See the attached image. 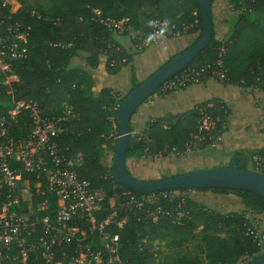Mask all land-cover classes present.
Here are the masks:
<instances>
[{"label": "trees", "instance_id": "obj_1", "mask_svg": "<svg viewBox=\"0 0 264 264\" xmlns=\"http://www.w3.org/2000/svg\"><path fill=\"white\" fill-rule=\"evenodd\" d=\"M231 1L236 19L232 22L230 33L222 41L213 35L210 45L189 68L204 70L202 74L210 77L208 66L217 60L218 46L225 44L226 80L223 82L264 90V0ZM95 9L100 10L104 18L129 20L144 37L157 19L181 31L187 26L186 31L199 30L201 34L202 16L199 0H64L63 8L51 12L23 8L16 14L17 18L33 26L29 57L17 67L19 81L16 83V99L37 100L45 114L50 116L60 115L64 102L79 113L78 118L63 122L66 131L59 137L60 147L68 157L82 155V164L76 166L79 176L104 187L113 204L116 200L112 199L123 190L137 195L141 193L118 184L113 178L112 164L105 162L108 151H115L119 135L117 124L113 125L107 116L113 113L111 107L121 103L126 95H115L107 87L95 94L92 91L93 78L78 65L84 54L87 62L95 66L99 56L108 49L107 44L114 40L113 33L92 20ZM199 38L200 35L192 45ZM113 50L117 55H127L128 61L132 60L133 55L125 49L123 52ZM107 67L115 71L121 66L110 67L107 63ZM131 81L129 92L141 83L134 68ZM2 98L7 99V96ZM211 100L214 103L208 106ZM202 112L211 116L217 130L223 133L229 109L217 99H209L184 113L149 121L140 139L132 133L129 124L127 155L144 157L147 153H159L172 147L183 148L190 135L197 132L198 118ZM29 122V117L25 115L23 123L26 125H22V131H27ZM257 153L264 154V147L234 150L228 166L250 170L251 158ZM195 190L232 193L240 199L244 208L241 211H220L192 201L189 206L191 218L183 224L174 223L170 217L162 218L156 224H144L139 220L141 214L135 210L129 211L126 228L118 231L124 241L123 257L131 264H154L157 251L150 250L156 239L167 240L171 248H176L189 241L200 225L203 226L205 258L186 251L175 264H239L245 256L257 250L256 244L243 233V222L248 212L264 214L263 197L227 188ZM221 232L227 233V236H221ZM142 238H146V241L142 244V251H139ZM261 256L264 253L254 256L250 262Z\"/></svg>", "mask_w": 264, "mask_h": 264}, {"label": "built area", "instance_id": "obj_2", "mask_svg": "<svg viewBox=\"0 0 264 264\" xmlns=\"http://www.w3.org/2000/svg\"><path fill=\"white\" fill-rule=\"evenodd\" d=\"M12 1L16 2L0 0V264H131L123 257L124 241L118 232L126 228L128 212L141 214L139 220L144 224H156L165 217L183 224L191 218L189 206L199 190H160L140 195L123 190L112 204L104 187L79 176L76 166L82 164V155L66 156L59 143L66 131L63 122L78 118L79 113L67 106L60 115L50 116L37 100L16 99L17 67L29 57L33 26L16 17L18 7L14 8ZM93 14L92 20L98 25L131 40L130 54L143 52L163 39L179 37L188 29L185 26L181 31L157 19L144 37L127 19L104 18L98 9ZM107 47L103 55L108 66L128 63L127 55L114 52L113 48L124 51L119 45L109 42ZM217 52L208 72L223 82L225 44L218 46ZM203 71L187 67L162 87L171 91L200 82L207 77ZM213 103L211 100L208 106ZM119 105L114 104L113 113L107 116L113 125L117 124ZM25 115L30 122L27 131H22ZM134 135L143 138L142 134ZM221 139L215 120L202 112L197 132L190 135L183 148L146 155L152 159L180 156L194 149L216 147ZM250 170L264 175V154L252 156ZM257 215L248 212L243 222V233L257 250L239 264H248L264 253V229ZM145 241L141 239L139 251Z\"/></svg>", "mask_w": 264, "mask_h": 264}, {"label": "crops", "instance_id": "obj_3", "mask_svg": "<svg viewBox=\"0 0 264 264\" xmlns=\"http://www.w3.org/2000/svg\"><path fill=\"white\" fill-rule=\"evenodd\" d=\"M231 0H213L211 16L214 35L224 39L230 33L234 18ZM229 32V33H228ZM200 35L199 30L185 32L176 38L163 39L159 44L140 53H132L131 61L115 71H111L100 55L98 63L91 66L86 58L85 68L94 80L92 91L98 94L104 87L110 88L115 95H126L132 87V68L137 80L142 82L161 68L173 56L192 45ZM113 42L130 51L131 40L127 36L113 35ZM217 99L229 109L222 139L216 147L194 149L183 156L173 154L160 157L150 163L146 156H128L127 168L137 179L150 180L160 175L187 172L189 167L205 169L228 166L231 153L241 148L259 149L264 147V91L259 87H246L242 84L220 82L213 77H204L200 82L186 87L166 91L163 87L147 98L132 114L130 125L133 134H142L147 123L157 117H171L192 109L197 103ZM261 107V108H259ZM109 153H107L106 157ZM217 195L220 200L234 204L237 210H243L240 200L232 193H217L210 190H199L196 198L203 193ZM207 193V194H206ZM236 198V199H235ZM236 210V211H237ZM264 229V214H258Z\"/></svg>", "mask_w": 264, "mask_h": 264}, {"label": "water", "instance_id": "obj_4", "mask_svg": "<svg viewBox=\"0 0 264 264\" xmlns=\"http://www.w3.org/2000/svg\"><path fill=\"white\" fill-rule=\"evenodd\" d=\"M213 0H199L202 16V30L198 41L175 55L161 68L126 94L116 113L119 137L113 155V178L139 193L160 190L227 188L244 190L264 198V175L252 170H241L230 166L205 168L170 176L164 179L140 180L130 174L127 168V154L130 145L129 124L134 111L166 81L186 69L211 43L214 28L211 16ZM248 264H264V256Z\"/></svg>", "mask_w": 264, "mask_h": 264}, {"label": "rangeland", "instance_id": "obj_5", "mask_svg": "<svg viewBox=\"0 0 264 264\" xmlns=\"http://www.w3.org/2000/svg\"><path fill=\"white\" fill-rule=\"evenodd\" d=\"M232 2V1H231ZM14 8L17 9L18 7V11L22 10L23 8L25 9H34L36 10V12L38 10H41L43 12H51L52 10L56 9V8H63L64 7V0H16V2H13ZM233 6V3L231 4V7ZM234 10V7H233ZM234 18L236 19V12H234ZM141 18L143 19L144 17L142 16V14H140ZM230 32V31H229ZM228 32V33H229ZM112 42V41H110ZM85 55H81V58L78 61V64H85ZM106 59V57L104 56V60ZM70 106L67 104V102H64V108ZM63 108V109H64ZM108 155L105 158V162L107 165H111L113 163V155L114 152L112 151V149H110V151H108ZM129 155H127L128 157ZM183 156V155H181ZM147 160H149L150 163H154L156 162L157 159H152L148 156H146ZM203 169V168H201ZM201 169H194L193 167H189L186 171L187 172H192V171H196V170H201ZM187 172H183V173H187ZM182 174V173H181ZM176 175V173H171L169 175H160L159 178L156 179H164L165 177H170V176H174ZM156 179H150V180H156ZM142 180V179H140ZM203 193V192H202ZM218 193V192H217ZM207 194V193H206ZM209 196L205 197V194L203 193V196L200 197V199L195 198V200L197 202H200L201 205L207 206L208 208H212V209H216V210H220V211H236L237 208L234 207V204H232L229 201L226 200H220L218 197H216L217 195L215 194H208ZM236 196V195H234ZM236 198L238 200H240L237 196ZM235 198V199H236ZM243 206V205H242ZM221 236L226 237L227 233L225 232H221L219 233ZM203 226L200 225L198 228H196L194 230V235L193 237L187 241L184 242L181 246L176 247V248H171L168 244L167 240L164 239H156L153 243H154V250L157 251V256L156 259L154 261V264H175L177 262V260L179 259V257L182 256V254H184L186 251H192L195 254H199V256L201 258H205L206 255V247H205V243L203 241Z\"/></svg>", "mask_w": 264, "mask_h": 264}]
</instances>
